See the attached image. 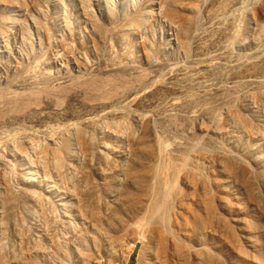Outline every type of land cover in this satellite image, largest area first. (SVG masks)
I'll return each instance as SVG.
<instances>
[{"label":"rangeland","instance_id":"1","mask_svg":"<svg viewBox=\"0 0 264 264\" xmlns=\"http://www.w3.org/2000/svg\"><path fill=\"white\" fill-rule=\"evenodd\" d=\"M186 1L0 0V264H264V0Z\"/></svg>","mask_w":264,"mask_h":264},{"label":"bare ground","instance_id":"2","mask_svg":"<svg viewBox=\"0 0 264 264\" xmlns=\"http://www.w3.org/2000/svg\"><path fill=\"white\" fill-rule=\"evenodd\" d=\"M184 4V7H183V33H182V37L180 36L181 38V41L182 43H185L189 34V27L191 25V17L189 15H187V13H189L190 11H192L194 8V3L191 2V0H187L186 3L183 2ZM196 5V4H195ZM187 12V13H186ZM187 44V42H186ZM70 123V122H69ZM79 123V122H78ZM80 132V131H79ZM83 132V131H82ZM79 135V134H78ZM85 136V135H84ZM87 136V135H86ZM83 137L84 139L87 138L88 139V136L87 137ZM80 137V136H79ZM90 139V138H89ZM86 140V139H85ZM86 142L88 143V140H86ZM91 142V141H90ZM90 144V143H89ZM86 145V143H85ZM142 145V144H141ZM88 148V147H87Z\"/></svg>","mask_w":264,"mask_h":264}]
</instances>
